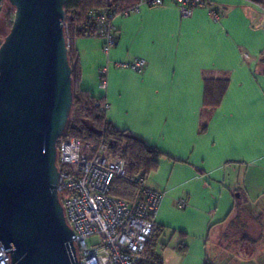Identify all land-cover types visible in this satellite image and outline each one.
Instances as JSON below:
<instances>
[{"label":"crops","instance_id":"0c3cea01","mask_svg":"<svg viewBox=\"0 0 264 264\" xmlns=\"http://www.w3.org/2000/svg\"><path fill=\"white\" fill-rule=\"evenodd\" d=\"M114 25L108 57L101 38H75L80 84L108 104L113 126L162 154L145 177L164 192L153 251L164 264L159 247L173 241L171 264H244L239 251L258 237L259 225L243 195L251 182L264 184V6L207 0L184 18L169 2L143 4ZM136 57L146 60L141 73L111 65ZM107 59L102 89L98 70Z\"/></svg>","mask_w":264,"mask_h":264},{"label":"water","instance_id":"95a60500","mask_svg":"<svg viewBox=\"0 0 264 264\" xmlns=\"http://www.w3.org/2000/svg\"><path fill=\"white\" fill-rule=\"evenodd\" d=\"M0 43V242L11 264H78L56 190L73 105L65 0H7Z\"/></svg>","mask_w":264,"mask_h":264},{"label":"built area","instance_id":"2783aa9c","mask_svg":"<svg viewBox=\"0 0 264 264\" xmlns=\"http://www.w3.org/2000/svg\"><path fill=\"white\" fill-rule=\"evenodd\" d=\"M175 5L181 17H189L207 0H136L125 8L107 7L91 9L77 29L86 37L102 39V51L108 57L117 42L114 20L139 12L143 4ZM71 19V16H70ZM67 45L69 22L63 21ZM116 68H128L141 73L146 60L136 57L132 61L111 62ZM110 61L99 70V86H107ZM108 104H102L106 112ZM58 180L56 190L63 206L65 219L73 232L72 242L78 264H137L143 257L154 228V220L164 192L146 185L145 177L136 176L137 193L127 201L109 193L116 176L125 177V161L108 154V147L100 143L82 141L64 135L56 143ZM184 200L178 201L183 207ZM0 264H11L9 249L0 242Z\"/></svg>","mask_w":264,"mask_h":264},{"label":"trees","instance_id":"16d2710c","mask_svg":"<svg viewBox=\"0 0 264 264\" xmlns=\"http://www.w3.org/2000/svg\"><path fill=\"white\" fill-rule=\"evenodd\" d=\"M254 1L264 6V0ZM134 3L135 1L132 0H65L64 5V20L69 22L67 35L70 42L67 55L71 68L73 93V105L64 136L93 143L96 147L103 142L107 145L108 154L111 157L125 161L126 176H116L111 182L109 193L127 201L133 200L137 193L135 177H146L149 173L156 171L162 154L141 138L127 130L117 129L107 120L105 112L101 109L104 99L95 97L80 84L82 67L74 40L76 37L84 36L77 26L84 22L89 10L107 7L125 8ZM11 23L10 20L9 24ZM156 236L157 234H153L152 231L144 257L137 264H161L160 256L152 249Z\"/></svg>","mask_w":264,"mask_h":264},{"label":"rangeland","instance_id":"374dc122","mask_svg":"<svg viewBox=\"0 0 264 264\" xmlns=\"http://www.w3.org/2000/svg\"><path fill=\"white\" fill-rule=\"evenodd\" d=\"M1 10H0V43L3 41L4 37L10 29V20L12 21L14 15V8L9 4L7 0H0ZM95 38V37H87ZM99 39V38H98ZM79 39H75L77 42ZM102 40V39H101ZM103 43V42H102ZM249 189L243 195V204L245 210L247 211L248 217L253 220L259 226V231H257L258 237L255 235L253 241L246 242L245 252L239 251L242 255V262L244 264H258V261L264 264V184L261 183H250ZM247 201V202H246ZM247 225H242L243 233L246 231ZM249 230V229H248ZM250 231V230H249ZM249 233V232H248ZM255 233V232H254ZM252 236L253 233H249ZM164 250L159 247V252L161 253L164 264H171L176 260V253L173 250V241ZM168 244V243H167ZM259 253L257 257H254V253Z\"/></svg>","mask_w":264,"mask_h":264}]
</instances>
